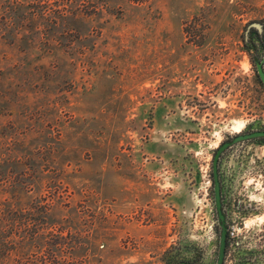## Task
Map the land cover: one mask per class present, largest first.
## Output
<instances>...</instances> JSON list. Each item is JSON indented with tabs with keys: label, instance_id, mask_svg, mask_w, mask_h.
I'll return each instance as SVG.
<instances>
[{
	"label": "rangeland",
	"instance_id": "obj_1",
	"mask_svg": "<svg viewBox=\"0 0 264 264\" xmlns=\"http://www.w3.org/2000/svg\"><path fill=\"white\" fill-rule=\"evenodd\" d=\"M263 54L264 0H0V264H166Z\"/></svg>",
	"mask_w": 264,
	"mask_h": 264
},
{
	"label": "flooded vegetation",
	"instance_id": "obj_2",
	"mask_svg": "<svg viewBox=\"0 0 264 264\" xmlns=\"http://www.w3.org/2000/svg\"><path fill=\"white\" fill-rule=\"evenodd\" d=\"M250 130L238 131L221 143ZM260 137L264 136L230 142L220 152L217 160L219 208L214 200L211 161L210 202L202 203L198 211H189L184 238L173 243L174 247L165 256L166 264L171 261L176 264H216L223 224L225 242L221 264H264V163H256L255 148L248 144ZM256 174L262 176L259 183ZM207 193L206 189L202 193L204 201ZM231 227L232 235L229 234Z\"/></svg>",
	"mask_w": 264,
	"mask_h": 264
},
{
	"label": "water",
	"instance_id": "obj_3",
	"mask_svg": "<svg viewBox=\"0 0 264 264\" xmlns=\"http://www.w3.org/2000/svg\"><path fill=\"white\" fill-rule=\"evenodd\" d=\"M252 23L257 25L258 27H260L258 22H252ZM263 62H264V54L259 59H255L256 71H257V74H258L260 81L262 82V84L264 86ZM259 136H264V128L251 129L250 131H248L245 134L238 133V134L233 136L231 141H224L221 144H219V146L216 148L214 155H213V159H212V171H213L214 200H215L216 206L218 208H219V204H220V199H219V181H218V177H217V160H218V156H219L220 152L230 142L237 141V140L244 139V138H252V137H259ZM224 242H225V226L223 224L220 254H219V257L217 259L216 264H221Z\"/></svg>",
	"mask_w": 264,
	"mask_h": 264
},
{
	"label": "bare ground",
	"instance_id": "obj_4",
	"mask_svg": "<svg viewBox=\"0 0 264 264\" xmlns=\"http://www.w3.org/2000/svg\"><path fill=\"white\" fill-rule=\"evenodd\" d=\"M240 125H242V121H236V122L234 123V126H235V127L240 126ZM242 126H243V125H242Z\"/></svg>",
	"mask_w": 264,
	"mask_h": 264
},
{
	"label": "built area",
	"instance_id": "obj_5",
	"mask_svg": "<svg viewBox=\"0 0 264 264\" xmlns=\"http://www.w3.org/2000/svg\"><path fill=\"white\" fill-rule=\"evenodd\" d=\"M229 234H230V235L233 234V227H231V228L229 229Z\"/></svg>",
	"mask_w": 264,
	"mask_h": 264
},
{
	"label": "trees",
	"instance_id": "obj_6",
	"mask_svg": "<svg viewBox=\"0 0 264 264\" xmlns=\"http://www.w3.org/2000/svg\"><path fill=\"white\" fill-rule=\"evenodd\" d=\"M262 83V82H261Z\"/></svg>",
	"mask_w": 264,
	"mask_h": 264
}]
</instances>
